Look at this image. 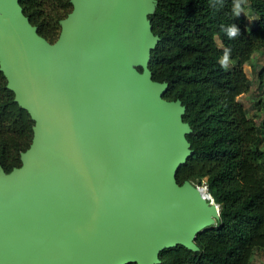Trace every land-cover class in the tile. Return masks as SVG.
<instances>
[{"label":"water","instance_id":"1","mask_svg":"<svg viewBox=\"0 0 264 264\" xmlns=\"http://www.w3.org/2000/svg\"><path fill=\"white\" fill-rule=\"evenodd\" d=\"M20 2L0 0V71L35 124L21 166L0 165V264H158L195 250L220 208L207 186L177 180L192 151L185 107L149 68L155 0H70L55 42Z\"/></svg>","mask_w":264,"mask_h":264},{"label":"trees","instance_id":"2","mask_svg":"<svg viewBox=\"0 0 264 264\" xmlns=\"http://www.w3.org/2000/svg\"><path fill=\"white\" fill-rule=\"evenodd\" d=\"M20 3L50 42L73 9L70 0ZM148 19L159 37L149 57L152 78L167 85L164 98L182 102L189 128L192 154L177 180L207 186L220 208L219 218L197 234L195 250L166 249L158 264H264V66L255 67L253 79L244 69L264 51V0H155ZM232 27L237 34L230 37ZM243 94L253 104L239 100ZM34 124L0 71V165L6 172L21 166Z\"/></svg>","mask_w":264,"mask_h":264},{"label":"rangeland","instance_id":"3","mask_svg":"<svg viewBox=\"0 0 264 264\" xmlns=\"http://www.w3.org/2000/svg\"><path fill=\"white\" fill-rule=\"evenodd\" d=\"M60 28H61V25H60ZM256 66H264V51L257 53L254 56V58L244 66V69L247 72V75L252 79L255 78V76H256V68H255ZM239 100L244 101L245 104L248 106L253 104L251 99H250L249 94H243V95L239 96Z\"/></svg>","mask_w":264,"mask_h":264},{"label":"clouds","instance_id":"4","mask_svg":"<svg viewBox=\"0 0 264 264\" xmlns=\"http://www.w3.org/2000/svg\"><path fill=\"white\" fill-rule=\"evenodd\" d=\"M242 10L241 9V6L239 3H237L235 5V11H236V14L238 15L239 14V11ZM237 34V29L235 27H232L230 29H228V35L230 37L232 36H235ZM228 60H229V54L226 52L223 56V59L221 61V64L224 66V67H227V64H228Z\"/></svg>","mask_w":264,"mask_h":264},{"label":"built area","instance_id":"5","mask_svg":"<svg viewBox=\"0 0 264 264\" xmlns=\"http://www.w3.org/2000/svg\"><path fill=\"white\" fill-rule=\"evenodd\" d=\"M209 198H210V196H209Z\"/></svg>","mask_w":264,"mask_h":264}]
</instances>
